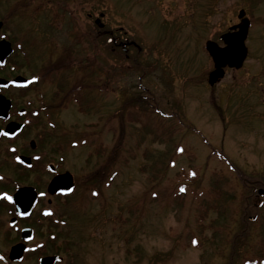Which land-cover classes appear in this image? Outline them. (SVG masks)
<instances>
[{
	"label": "rangeland",
	"instance_id": "1",
	"mask_svg": "<svg viewBox=\"0 0 264 264\" xmlns=\"http://www.w3.org/2000/svg\"><path fill=\"white\" fill-rule=\"evenodd\" d=\"M0 3L4 15L18 5L39 59L70 65L46 86L63 90L46 99V147L61 149L77 180L62 201L63 264H264V0H77V30L95 28L82 43L58 26L55 5ZM87 3L139 49L112 53L86 23ZM241 9L252 22L248 59L212 87L205 45L220 43ZM246 183L260 186L251 203ZM41 230L44 251L21 264L53 251L50 233L60 232Z\"/></svg>",
	"mask_w": 264,
	"mask_h": 264
},
{
	"label": "flooded vegetation",
	"instance_id": "2",
	"mask_svg": "<svg viewBox=\"0 0 264 264\" xmlns=\"http://www.w3.org/2000/svg\"><path fill=\"white\" fill-rule=\"evenodd\" d=\"M76 2L77 0H42L45 7L47 4L49 7H57L53 16L63 18L64 21L58 26L61 23L69 25L71 39L76 43L85 40L93 42L94 27L81 33L77 30V14L80 9ZM1 6L5 8L0 3ZM17 6L10 4L7 6L6 15L0 14V256L3 257L0 264H21L33 252L39 254L44 251L47 244L43 243V239L38 241V237L42 235L41 229L48 222L50 227L60 233H50L48 245H54L53 248L50 247L53 251L39 255L41 264L47 257H61L59 244L62 234L59 228L63 225L62 201L71 197L77 188L76 177L66 169L64 158L60 155L61 149L51 147L48 151L46 147V139L50 140L54 136L53 131L47 132L46 128H55L51 121H45L46 117H50L47 115L46 99L54 100L63 94V90L59 88L58 93L52 94L47 87L52 84L53 88L56 87L59 73L68 71L70 65L65 62L63 67L57 68L53 63L57 54L53 53L49 54L48 62L45 55L43 59L38 58L41 49L31 41L26 23L21 19L15 20L20 14L16 13L20 10ZM87 7L86 23H92L98 29V35L105 38L109 50L112 47V53H124L128 58L132 49H139L133 41H129L124 35L120 36L122 29H110L103 22L104 14L95 18L92 3H87ZM241 11H245V18L249 19L246 10ZM240 23L239 19L226 32L219 33L220 43H216L224 47L222 37ZM251 27L252 22L250 29ZM40 43L44 47L45 42ZM70 52L67 49L66 55H70ZM33 53L37 56L36 65L32 60ZM228 70L230 69L227 68L226 72ZM52 76H56V79ZM83 88L84 85L79 91ZM71 91L72 89L63 97L62 104L68 102L67 96ZM31 92L36 94L32 100ZM71 94L74 97L75 93ZM71 179L72 190L63 189L62 186L70 188ZM9 196L11 200L7 199ZM19 245L25 246L21 260L12 257L13 250ZM55 264L63 262L58 261Z\"/></svg>",
	"mask_w": 264,
	"mask_h": 264
},
{
	"label": "water",
	"instance_id": "3",
	"mask_svg": "<svg viewBox=\"0 0 264 264\" xmlns=\"http://www.w3.org/2000/svg\"><path fill=\"white\" fill-rule=\"evenodd\" d=\"M239 19L241 20V23L232 27L230 31L222 37L225 44L224 47H220L212 40L206 43V49L214 63V70L209 74L208 80L209 85L212 87L225 78L227 68L240 70L244 67L245 62L248 59L249 51L246 41L251 22L249 19L245 18V11L240 12ZM72 186L73 183L71 179L70 188L67 189L63 186L62 188L70 191L72 190ZM258 195L264 196V190H259ZM250 220L253 221L255 218H251ZM24 250V245L17 246L12 252V257L21 260ZM58 261L62 262L63 258L60 256H52L43 259L41 264H55Z\"/></svg>",
	"mask_w": 264,
	"mask_h": 264
},
{
	"label": "trees",
	"instance_id": "4",
	"mask_svg": "<svg viewBox=\"0 0 264 264\" xmlns=\"http://www.w3.org/2000/svg\"><path fill=\"white\" fill-rule=\"evenodd\" d=\"M191 178H194V176H190ZM245 187L248 189V197H246V199H247V202L249 201V203H251V201H252V198H253V196H256V194H257V189H258V187H260L259 185H257V184H245ZM190 245L191 246H195V247H198V245H197V242H196V240H195V237H193L192 239H191V241H190ZM264 262V261H263ZM246 264H262V262H260V260H257V259H252V260H248L247 262H246Z\"/></svg>",
	"mask_w": 264,
	"mask_h": 264
},
{
	"label": "snow or ice",
	"instance_id": "5",
	"mask_svg": "<svg viewBox=\"0 0 264 264\" xmlns=\"http://www.w3.org/2000/svg\"><path fill=\"white\" fill-rule=\"evenodd\" d=\"M4 135H7V133H4ZM182 191H183V189H182ZM42 195H43V194H42ZM7 199L11 200L12 198L9 196V197H7ZM2 259H3V257L0 256V260H2Z\"/></svg>",
	"mask_w": 264,
	"mask_h": 264
}]
</instances>
